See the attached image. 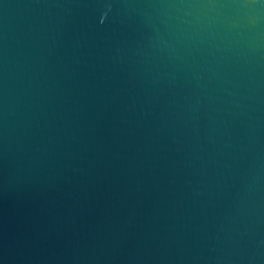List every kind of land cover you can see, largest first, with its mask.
Here are the masks:
<instances>
[{
	"label": "water",
	"instance_id": "water-1",
	"mask_svg": "<svg viewBox=\"0 0 264 264\" xmlns=\"http://www.w3.org/2000/svg\"><path fill=\"white\" fill-rule=\"evenodd\" d=\"M0 264H264V0H0Z\"/></svg>",
	"mask_w": 264,
	"mask_h": 264
}]
</instances>
